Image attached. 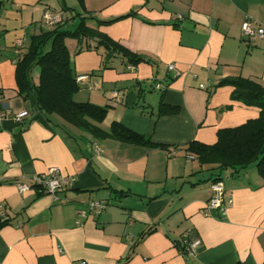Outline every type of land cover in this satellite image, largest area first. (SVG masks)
<instances>
[{
  "label": "crops",
  "instance_id": "1",
  "mask_svg": "<svg viewBox=\"0 0 264 264\" xmlns=\"http://www.w3.org/2000/svg\"><path fill=\"white\" fill-rule=\"evenodd\" d=\"M52 1L0 0V264H264V179L255 165L224 172L232 204L225 213L207 211L211 181L185 151L190 140L213 143L219 128L258 115V107L231 99V85L217 82L241 76L264 86V39L241 33L246 19L264 24V0H83L96 19L134 11L89 24L150 62L115 57L100 69L99 51L75 54L70 40L73 73L87 74L91 85H80L73 99L108 105L102 129L118 122L164 147L95 136L42 114L33 94L19 93L17 54L51 27L43 12L59 14L66 26L77 20ZM31 76L37 82L38 73ZM161 101L178 111L156 117ZM20 111L26 115L13 118ZM50 167L74 178L56 200L38 186L18 191L17 182ZM96 199L106 206L80 218ZM185 233L200 240L194 254L180 251Z\"/></svg>",
  "mask_w": 264,
  "mask_h": 264
},
{
  "label": "trees",
  "instance_id": "2",
  "mask_svg": "<svg viewBox=\"0 0 264 264\" xmlns=\"http://www.w3.org/2000/svg\"><path fill=\"white\" fill-rule=\"evenodd\" d=\"M76 1L80 11H74L62 3V8L73 12V18H77L72 28H68L66 22L59 20L49 29L32 35L27 49L17 54L15 78L19 93L23 96L29 92L33 94L37 108L42 114L46 116L56 114L66 122L88 130L95 136L164 147L118 122H113L107 130L102 129L98 123L104 119L108 105L73 99V94L80 85L71 67L68 43L70 40L75 43V54L83 50L99 51L100 69L109 68L115 57H120L126 64L134 66L141 61L150 62V59L129 50L98 27L89 24L92 19H95L97 24L110 23L134 15V11L101 20L96 19L85 9L83 0ZM35 66L39 68L37 82H33L31 76ZM225 84L232 86L231 99L258 107V115L238 125L219 128L216 141L213 143L190 140L185 144V151L197 161L199 171L208 172L204 181H222L224 172L238 173L251 164L255 165L258 174L264 179V86L257 80L241 76L222 78L217 82V85ZM159 91L162 92V89ZM177 111L178 106L161 101L155 116L175 114ZM3 223L5 222H0V225ZM153 230L149 227L144 234ZM177 244L180 251L185 253L182 240L177 241Z\"/></svg>",
  "mask_w": 264,
  "mask_h": 264
},
{
  "label": "built area",
  "instance_id": "3",
  "mask_svg": "<svg viewBox=\"0 0 264 264\" xmlns=\"http://www.w3.org/2000/svg\"><path fill=\"white\" fill-rule=\"evenodd\" d=\"M43 22L48 25H53L55 22L60 20L59 14L52 13L49 10H45L43 12ZM241 33L244 37L251 40L254 38L264 39V24H254L250 19H246L241 24ZM16 44H21V40H17ZM167 69L172 72V76L176 77L178 75V71L174 63H168ZM87 74H80L76 76V81L79 85H87L91 87L89 84ZM163 84L161 82H156L154 84L155 90L163 89ZM116 95L117 92L115 91ZM9 113V110H5L2 115ZM26 115V111H20L13 115V118L16 120H20L22 117ZM189 159H193L192 155H187ZM74 182L73 177L64 176L60 173V171L55 167H50L44 173L34 174L31 176L29 182H17V189L19 192H24L29 190L33 186H38L42 191L51 195L53 199H57V192L60 190L62 186H71ZM232 204V197L225 193V187L223 182L216 181L211 182L209 185V198L207 201L206 210L208 211L210 208H216L220 210L221 213H225L226 210ZM106 206V201L102 199L90 200L86 203V207L78 211V215L80 218L87 217L88 213L100 212ZM80 223V220L77 221ZM127 240L132 242V236H127ZM182 243L184 244V250L186 254H194L200 244L199 239H189L188 233H185L181 238ZM77 264H85V261H79Z\"/></svg>",
  "mask_w": 264,
  "mask_h": 264
},
{
  "label": "rangeland",
  "instance_id": "4",
  "mask_svg": "<svg viewBox=\"0 0 264 264\" xmlns=\"http://www.w3.org/2000/svg\"><path fill=\"white\" fill-rule=\"evenodd\" d=\"M60 2V3H59ZM64 3L69 6V7H74L75 10H77L78 8V4H77V1L76 0H64ZM52 6L55 7V8H60V5H62V0H54L52 1ZM69 12V11H68ZM71 13V12H69ZM68 28H72V25H68ZM38 66H35L33 71H32V74L35 75L36 73H38ZM253 165V164H252ZM251 166V165H250ZM203 173H208L207 171H203Z\"/></svg>",
  "mask_w": 264,
  "mask_h": 264
}]
</instances>
